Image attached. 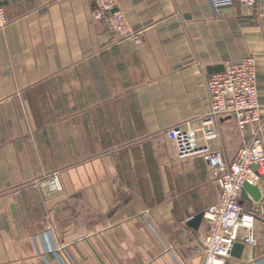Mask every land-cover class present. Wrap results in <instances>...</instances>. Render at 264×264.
Returning a JSON list of instances; mask_svg holds the SVG:
<instances>
[{
	"label": "crops",
	"instance_id": "obj_1",
	"mask_svg": "<svg viewBox=\"0 0 264 264\" xmlns=\"http://www.w3.org/2000/svg\"><path fill=\"white\" fill-rule=\"evenodd\" d=\"M117 4L138 33L120 43L87 0L3 1L0 264H203L219 184L203 158L179 160L165 131L198 129L212 69L247 56L264 122V0L217 11L210 0ZM218 132L198 144L229 163L242 134L229 118ZM51 173L54 193L15 194ZM243 205L257 214L258 245L235 263L264 262V204Z\"/></svg>",
	"mask_w": 264,
	"mask_h": 264
},
{
	"label": "built area",
	"instance_id": "obj_2",
	"mask_svg": "<svg viewBox=\"0 0 264 264\" xmlns=\"http://www.w3.org/2000/svg\"><path fill=\"white\" fill-rule=\"evenodd\" d=\"M3 1L0 0V32L9 23ZM87 1L93 7L94 21L107 26L113 43H120L138 35L128 27L117 0ZM210 3L216 11L233 4L253 10L257 0H210ZM255 65V57L247 56L227 64L223 72L211 74L206 80L209 106L207 112L198 119L199 128L194 129L186 122L165 131L179 160L195 156L203 158L214 180L219 184L215 205L204 213L208 232L199 249L203 264H237L235 262L240 260H234L230 256L234 244L243 245L244 250L254 249L258 245L254 231L257 214L243 205L245 201L254 203L247 194L243 195L244 183L258 187L260 203L264 204V122L259 114ZM226 118L234 121L243 137L242 145L229 163L225 161L221 148L212 149L198 144L199 134L206 142L217 139L218 121ZM59 187L58 173H51L22 184L15 194L21 190L38 188H43L46 193H54ZM238 264L264 262L250 258Z\"/></svg>",
	"mask_w": 264,
	"mask_h": 264
},
{
	"label": "water",
	"instance_id": "obj_3",
	"mask_svg": "<svg viewBox=\"0 0 264 264\" xmlns=\"http://www.w3.org/2000/svg\"><path fill=\"white\" fill-rule=\"evenodd\" d=\"M224 68H213L211 72L214 73H220L223 72ZM247 194L250 197V200H252L254 203H260V191L258 189V187L256 186H251L248 183H244L243 185V195ZM245 199L248 200V198L246 196H244ZM249 201V200H248ZM203 218V214H199L197 215L195 218H193L190 222V226L194 229H196L198 227V225L200 224V221ZM244 251V246L241 244H234L230 256L232 259L234 260H240L242 257Z\"/></svg>",
	"mask_w": 264,
	"mask_h": 264
}]
</instances>
